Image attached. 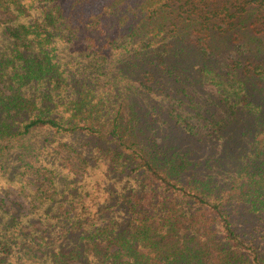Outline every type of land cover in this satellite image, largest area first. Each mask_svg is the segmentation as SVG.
I'll return each mask as SVG.
<instances>
[{
  "label": "trees",
  "instance_id": "obj_1",
  "mask_svg": "<svg viewBox=\"0 0 264 264\" xmlns=\"http://www.w3.org/2000/svg\"><path fill=\"white\" fill-rule=\"evenodd\" d=\"M0 264H264V0H0Z\"/></svg>",
  "mask_w": 264,
  "mask_h": 264
},
{
  "label": "rangeland",
  "instance_id": "obj_2",
  "mask_svg": "<svg viewBox=\"0 0 264 264\" xmlns=\"http://www.w3.org/2000/svg\"><path fill=\"white\" fill-rule=\"evenodd\" d=\"M204 93L213 94L214 89L211 86L204 85L201 89L198 90V94L202 96V94ZM3 199H5L7 205L11 204L13 208H17L18 206H21V208L23 209L28 208L25 198L14 189H10L9 193L4 196Z\"/></svg>",
  "mask_w": 264,
  "mask_h": 264
}]
</instances>
